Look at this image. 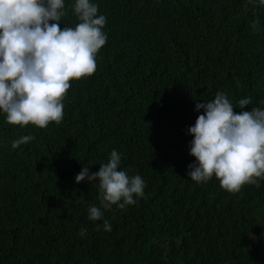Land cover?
Listing matches in <instances>:
<instances>
[{
	"label": "trees",
	"instance_id": "trees-1",
	"mask_svg": "<svg viewBox=\"0 0 264 264\" xmlns=\"http://www.w3.org/2000/svg\"><path fill=\"white\" fill-rule=\"evenodd\" d=\"M92 2L107 42L95 73L72 81L61 123L20 127L0 111V264H264V180L233 194L215 176L187 175L197 103L222 93L236 113L264 109V6ZM64 3L61 29L79 22L74 0ZM113 150L119 170L141 176L144 195L91 221L98 182L75 176L98 171Z\"/></svg>",
	"mask_w": 264,
	"mask_h": 264
},
{
	"label": "clouds",
	"instance_id": "clouds-1",
	"mask_svg": "<svg viewBox=\"0 0 264 264\" xmlns=\"http://www.w3.org/2000/svg\"><path fill=\"white\" fill-rule=\"evenodd\" d=\"M248 3L254 6L257 0ZM258 3L264 6V0ZM71 8L79 22L61 29L67 15L64 0H0V111L8 124L42 129L50 123L59 125L72 81L95 73L97 53L107 42L102 30L106 17L98 15L92 0H74ZM252 27L258 30V22ZM250 104L251 98H244L237 107ZM195 107L204 112L188 128L193 136L190 155L195 157L188 177L199 183L215 176L220 187L233 194L245 185L259 187L264 180V109L236 113L222 93ZM32 139L22 136L11 146L15 149ZM120 163V154L113 150L98 171L90 173L84 166L75 176L77 183L98 182L100 207L88 208L89 220H100L102 209L113 205L126 209L136 203L134 197L144 195L141 176L129 177L119 170ZM103 228L111 231V224L105 220Z\"/></svg>",
	"mask_w": 264,
	"mask_h": 264
}]
</instances>
